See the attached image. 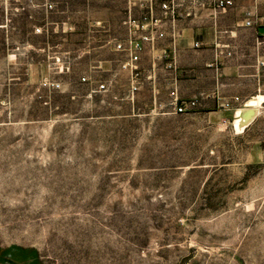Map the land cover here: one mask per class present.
Returning <instances> with one entry per match:
<instances>
[{"label": "rangeland", "instance_id": "1", "mask_svg": "<svg viewBox=\"0 0 264 264\" xmlns=\"http://www.w3.org/2000/svg\"><path fill=\"white\" fill-rule=\"evenodd\" d=\"M46 61L0 56V264H264V117H125Z\"/></svg>", "mask_w": 264, "mask_h": 264}, {"label": "crops", "instance_id": "2", "mask_svg": "<svg viewBox=\"0 0 264 264\" xmlns=\"http://www.w3.org/2000/svg\"><path fill=\"white\" fill-rule=\"evenodd\" d=\"M172 1L173 12L165 17L158 3L151 9L162 18L164 36L141 41L137 66L142 77L136 90L132 71L121 67L129 55L115 44L128 48L152 31L133 35L124 23L148 10L130 0H0V56L7 66L19 56L27 66L28 57H39L32 64L41 70L46 57H62L69 65L62 76L68 88L118 103L125 117L143 108L156 117L172 115L173 90L181 100L199 101L186 114L205 119L209 128L230 123L236 129L238 111L256 109L238 134L247 132L264 117V24L247 26L246 20L249 12L264 16V0H232L226 9L218 7L220 0ZM168 61L174 68L167 67ZM100 83L105 90H98ZM225 101L231 107H224Z\"/></svg>", "mask_w": 264, "mask_h": 264}, {"label": "built area", "instance_id": "3", "mask_svg": "<svg viewBox=\"0 0 264 264\" xmlns=\"http://www.w3.org/2000/svg\"><path fill=\"white\" fill-rule=\"evenodd\" d=\"M155 3H158L160 8L162 9V15L165 17L167 14H170L173 12V1L172 0H130V4L133 5H141L144 8H148L146 12H144L141 17L135 18V17H128L124 23L128 25L132 31V34L134 35L135 32L138 30L146 29L152 32H149L147 34L142 35L139 37V40L133 41L132 46H129L128 48H125L123 43L118 42L115 44V48L118 50H126V52L129 55V59L122 63L121 67L123 69H130L132 71V77L134 81V87L133 89L136 90L138 84L141 80V72L138 69L137 62L139 60V50L141 49V41H153L156 38H161L164 36V33L159 30V26L162 22L161 17H156L152 14L151 9L154 6ZM233 5L232 0H220L218 1V7L220 9H226L229 6ZM264 24V16H257L254 17L253 14L250 12L247 13V20L246 25H259ZM262 37L264 39V31L262 32ZM160 58H164V55ZM168 68H174V63L172 61L167 62ZM83 81L86 80V78H82ZM47 85V83H45ZM52 87L59 88V83H52ZM106 85L105 83H100L98 85V90H105ZM171 98H172V113L176 114H186L189 112H192L195 110L198 105L199 101L197 99H189V100H181L177 92L175 90L171 91ZM235 101H239V97H236L234 99ZM224 107H231V103L229 101H225L223 103Z\"/></svg>", "mask_w": 264, "mask_h": 264}, {"label": "bare ground", "instance_id": "4", "mask_svg": "<svg viewBox=\"0 0 264 264\" xmlns=\"http://www.w3.org/2000/svg\"><path fill=\"white\" fill-rule=\"evenodd\" d=\"M260 101V100H259ZM256 100H251L250 103H256ZM258 110L251 108H242L238 111L236 119V128L238 131H242L257 115Z\"/></svg>", "mask_w": 264, "mask_h": 264}, {"label": "water", "instance_id": "5", "mask_svg": "<svg viewBox=\"0 0 264 264\" xmlns=\"http://www.w3.org/2000/svg\"><path fill=\"white\" fill-rule=\"evenodd\" d=\"M20 257V259L19 258H17V257ZM21 258L23 259V258H25V256L23 255V253H17V254H13V256L12 255H10V256H6L5 257V260L6 261H15V262H19L20 263V261H21ZM28 260L29 261H27V262H25V263H27V264H31V262L33 261L32 260V257H29L28 258ZM32 260V261H31ZM31 261V262H30Z\"/></svg>", "mask_w": 264, "mask_h": 264}]
</instances>
